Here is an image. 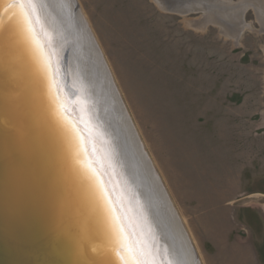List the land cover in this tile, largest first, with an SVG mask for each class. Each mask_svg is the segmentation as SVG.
Wrapping results in <instances>:
<instances>
[{"label": "rangeland", "instance_id": "1", "mask_svg": "<svg viewBox=\"0 0 264 264\" xmlns=\"http://www.w3.org/2000/svg\"><path fill=\"white\" fill-rule=\"evenodd\" d=\"M76 7L198 260L264 264V14L235 39L154 0Z\"/></svg>", "mask_w": 264, "mask_h": 264}, {"label": "bare ground", "instance_id": "2", "mask_svg": "<svg viewBox=\"0 0 264 264\" xmlns=\"http://www.w3.org/2000/svg\"><path fill=\"white\" fill-rule=\"evenodd\" d=\"M154 1L161 9L173 8L178 14L203 11L202 21L194 24L195 28L213 24L227 37L235 39L248 28L244 16L251 7L264 14L263 0ZM16 2L13 0L12 5ZM34 2V9L27 10L30 13L27 21L21 10L13 6L7 20L0 17V74L4 77L0 97L5 98L7 90L13 87L30 93V97L24 99L28 103L26 113L41 124L48 142L44 147L46 145L49 153L54 151L59 157L56 158L58 164L63 165H60L59 173L54 171L61 186L56 192L52 191L53 205L58 214L56 219L64 223L65 219L72 217L74 221L77 230L70 238V244L77 262L83 243L92 240L96 243L97 254L90 256L86 264H121L109 251L113 232L119 225L130 241H139L150 250L148 258L155 260L156 264H201L169 193L128 116L88 22L77 10L76 0ZM27 60L38 70L40 78H33L36 83L31 78ZM54 77L59 82L61 101L69 98L70 105L67 111H62L64 119L60 126L68 131L73 146L67 143V139L60 140L54 130L50 134L53 122L49 120L42 85L46 91L47 84L54 88ZM62 106H66L65 102ZM7 107L11 117H7L6 122L20 128L22 139L28 137L32 140L41 158V169L47 170L41 141L25 124V116L19 120L13 109ZM40 117L45 118L48 125ZM71 121L75 122L74 129L70 126ZM71 155L78 157L76 161L82 158L80 162L88 184L84 185L78 179L73 182L70 178L69 173L74 168L65 161H69ZM47 172L49 174V170ZM74 201L79 202V207Z\"/></svg>", "mask_w": 264, "mask_h": 264}, {"label": "water", "instance_id": "3", "mask_svg": "<svg viewBox=\"0 0 264 264\" xmlns=\"http://www.w3.org/2000/svg\"><path fill=\"white\" fill-rule=\"evenodd\" d=\"M12 4L13 0H1L0 17L3 20H7L9 13H11ZM165 10L178 14L173 8H166ZM196 14L203 15L204 13L203 11L188 12V14L180 13L182 16ZM9 19L11 18L9 17ZM26 64L30 69L32 80L34 81L36 77L39 79L38 70L28 60ZM24 73L23 71L22 75H24V78L28 82V77ZM19 75H21V72ZM2 81L4 82V77L0 74V86H3ZM52 81L54 88L47 84L48 92L45 89V85L41 83L46 94L45 101L49 110L48 113H50L49 120L53 122L54 126V128L50 126V134L54 130L60 140L67 139V143L73 146V141L70 137L68 138V131L66 128L60 126L63 125L64 119L62 111L63 109L67 111L68 105H70L68 102L69 98L66 99L65 97V101L63 99L61 101L59 82H57L55 77ZM49 83H52L50 79ZM21 91L13 87L7 90L5 98L0 97V264H86L89 262L90 256L95 253L97 254L95 251L96 243L92 240L84 242L82 254L77 251L79 255L77 262V257L70 244V240L74 237L76 229L74 221L72 217H70V220L65 219L64 223H62L61 219H56V215L58 214L53 205L54 196L52 191L56 192L61 186L59 184L60 180L54 176V171L59 173L60 165H63L58 164L57 159L59 157H57L54 151L49 153V150H46V145L44 147V144L47 142V136L42 131L41 124L34 122V116L28 117L26 113L28 103L24 99L29 98L30 96L28 95L30 93H24L23 89ZM63 91L66 92V89ZM64 102L66 108L62 106ZM7 106L13 109L12 112L19 120L24 119L25 116V124L29 125L33 134L41 141V151L47 162V166L45 164L47 170L43 169L42 171L41 158L35 146H33L32 140L28 139V137L25 140L22 139L19 133L20 128L17 125L13 126L6 122L9 120L7 117H11L10 113L8 114L6 111ZM40 119H43L45 124L48 125L45 118L40 117ZM73 125L75 126V122L71 121L70 126L72 127ZM72 128L68 129L72 130ZM74 131L78 135V130L75 129ZM73 135L75 134L73 133ZM72 154L75 155L74 152ZM77 158L71 155L69 161L68 159L65 161L67 164L73 165L74 168L70 171L69 176L73 182L78 179L85 185L88 181L84 176V170L80 162L82 158L76 161ZM48 170L51 176L48 174ZM60 173L62 174V172ZM44 174L45 176H43ZM35 178L36 181L34 180ZM50 185L53 188L50 189ZM94 199H92L93 202ZM74 204L76 207H79V202H75ZM96 204L97 202H95L97 208L98 204Z\"/></svg>", "mask_w": 264, "mask_h": 264}, {"label": "snow or ice", "instance_id": "4", "mask_svg": "<svg viewBox=\"0 0 264 264\" xmlns=\"http://www.w3.org/2000/svg\"><path fill=\"white\" fill-rule=\"evenodd\" d=\"M13 7H18L21 14L28 20L30 13L28 9H34V0H17ZM109 251L114 253L121 261V264H156L155 260L149 259L150 250L143 246L139 241L133 243L130 241L124 229L117 225L113 232Z\"/></svg>", "mask_w": 264, "mask_h": 264}]
</instances>
